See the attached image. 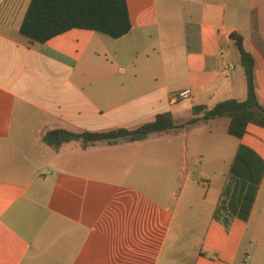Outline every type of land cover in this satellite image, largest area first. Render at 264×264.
<instances>
[{"label":"crops","instance_id":"obj_1","mask_svg":"<svg viewBox=\"0 0 264 264\" xmlns=\"http://www.w3.org/2000/svg\"><path fill=\"white\" fill-rule=\"evenodd\" d=\"M30 2L0 0V264L254 262L248 224L264 178L247 222L226 229L213 214L239 146L264 158L263 128L234 142L223 117L59 150L43 136L134 130L166 112L180 125L196 105L246 100L232 32L255 57L264 106V0H127V35L72 29L47 43L20 32ZM185 89L191 98L174 101Z\"/></svg>","mask_w":264,"mask_h":264},{"label":"trees","instance_id":"obj_2","mask_svg":"<svg viewBox=\"0 0 264 264\" xmlns=\"http://www.w3.org/2000/svg\"><path fill=\"white\" fill-rule=\"evenodd\" d=\"M72 29L95 31L113 39L127 35L132 29L127 0H31L20 32L31 41L47 43ZM230 36L240 51L247 83L246 100L228 99L211 108L196 105L192 108L194 117L180 125L175 122L172 113L166 112L159 114L155 121L134 130L118 128L108 132L76 133L66 129H52L43 136L44 143L59 150L74 140L81 141L84 146L99 141L111 144L143 141L153 134L178 132L199 122L208 123L223 117L230 119L228 134L238 139L244 138L251 124L264 129V106L257 94L255 57L246 50L241 33L232 32ZM263 178L264 158L252 147L241 144L213 219L226 229H230L235 220L247 222Z\"/></svg>","mask_w":264,"mask_h":264},{"label":"rangeland","instance_id":"obj_3","mask_svg":"<svg viewBox=\"0 0 264 264\" xmlns=\"http://www.w3.org/2000/svg\"><path fill=\"white\" fill-rule=\"evenodd\" d=\"M228 138L231 140H234V142H237V138L228 135ZM192 155L194 156V153H192ZM201 160V159H200ZM200 163L197 162V165H199ZM230 164H220V163H214V164H208L207 168H209L210 170H215L216 167L221 166L222 169H217V171H222L223 173H228V170L230 167ZM198 171V170H196ZM215 186V185H214ZM213 186V187H214ZM208 188L205 187V189L203 190V192H205ZM242 224H246V223H242ZM248 235L250 236V238H256V243L254 245V247L256 248L257 251V259L254 262H250V264H264V187L259 195V200L258 203L256 205V209H255V215L253 217V219L250 220L249 224H248ZM246 244L244 243V249H241L240 255L241 257H245V255L247 254L246 251ZM249 255L252 256V254L249 252Z\"/></svg>","mask_w":264,"mask_h":264},{"label":"built area","instance_id":"obj_4","mask_svg":"<svg viewBox=\"0 0 264 264\" xmlns=\"http://www.w3.org/2000/svg\"><path fill=\"white\" fill-rule=\"evenodd\" d=\"M221 56H222V54H221ZM192 94H193V92L191 89L182 90L174 97V101L177 102V101H181V100H187V99L191 98Z\"/></svg>","mask_w":264,"mask_h":264}]
</instances>
